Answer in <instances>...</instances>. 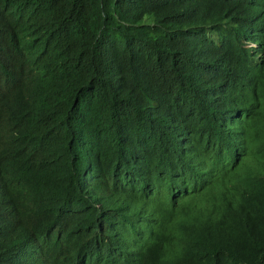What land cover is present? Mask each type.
Wrapping results in <instances>:
<instances>
[{"label": "trees", "instance_id": "1", "mask_svg": "<svg viewBox=\"0 0 264 264\" xmlns=\"http://www.w3.org/2000/svg\"><path fill=\"white\" fill-rule=\"evenodd\" d=\"M261 25L264 0H0V173L17 182L0 183V264H153L165 229L182 264H264V179L223 159L264 146ZM250 41L258 62L238 89ZM170 101L219 141L177 148L153 122ZM142 180H185L207 226L171 222L173 200L143 199Z\"/></svg>", "mask_w": 264, "mask_h": 264}, {"label": "clouds", "instance_id": "2", "mask_svg": "<svg viewBox=\"0 0 264 264\" xmlns=\"http://www.w3.org/2000/svg\"><path fill=\"white\" fill-rule=\"evenodd\" d=\"M230 18L226 16L222 20H215V22L229 24L232 22L230 21ZM246 45L250 47V53L242 54L240 56V60L238 59V61L234 64L238 70L233 71V77L242 79L241 83L237 81L235 84L238 85V89L242 88L241 84L245 85L247 88L250 87L249 82H252L253 78L251 76L250 66H256L258 62L257 56L260 52L258 50V42L250 41L247 42ZM251 53H253V55ZM227 55L228 53H223L217 59H222ZM223 62H228L220 65L222 68L226 69L232 65L233 60L230 61L228 59H223L215 63L220 64ZM261 69H264V57ZM219 81L221 82L223 92L229 96L224 97V100H231L235 96L233 95L234 86L232 90H230L231 85L228 83V77L226 78L223 76L219 78ZM218 94L219 91L217 88H215V90L212 91L211 97L209 98V103L214 97H216L218 102H223L222 98L221 100L217 99ZM238 106H240L244 111L248 112V105H245V102L238 104ZM154 114L155 119L153 122L160 128V131L163 135L175 140V145L179 149L188 148L191 143L196 140V138L205 136V133L212 142H218L220 139L217 132H215L208 124L200 120L196 108L193 111L187 113L183 107H174L170 101L169 104L164 108L156 106L154 109ZM223 155L224 161L231 167L229 174H235L241 170H246L253 167L257 177L264 179V146L262 144L255 143L253 146V151L247 156L240 151L233 149L224 151ZM8 181H11L12 189L15 187L16 190L17 182L14 181V177L9 179L2 176L0 173V183L3 185L1 190L2 195H6V193L11 195L5 185V182ZM189 188L190 186L185 182V180H177L166 188H159L142 180V186L139 189L143 199L145 200H160L164 198L165 195L167 196V200H173L174 204L172 203V206L176 209V211L174 214H172V218L170 220L171 222L180 227L194 223L196 225H200V229H204L207 226V221L204 218L203 206L189 203L191 201L186 197ZM133 191H135V189L125 194L123 197L128 198L129 195L134 193ZM115 203H119V200L116 199L109 202L108 204L112 205ZM129 206L134 210V212H140L139 215L135 214L137 220L136 222L143 227V235L146 237V242H148L151 239V230L149 227L143 226L142 223L145 205L142 204V202H136L135 204H130ZM169 242H171V237L165 229V237L163 242L160 248L153 254V264H182L185 257L176 252ZM204 248L209 249V253L211 254L220 253L218 250L221 249L219 240L213 236H210V241L205 244Z\"/></svg>", "mask_w": 264, "mask_h": 264}, {"label": "bare ground", "instance_id": "3", "mask_svg": "<svg viewBox=\"0 0 264 264\" xmlns=\"http://www.w3.org/2000/svg\"><path fill=\"white\" fill-rule=\"evenodd\" d=\"M261 26H264V25H261ZM261 66V65H260ZM246 172V171H245ZM243 174H245V173H243ZM240 178H242V177H240ZM247 182V181H246ZM224 191V190H223Z\"/></svg>", "mask_w": 264, "mask_h": 264}]
</instances>
